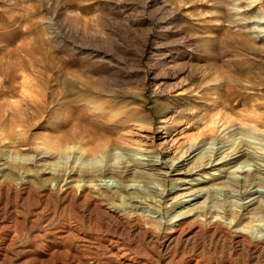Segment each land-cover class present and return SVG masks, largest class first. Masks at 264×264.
<instances>
[{"label":"rangeland","instance_id":"1","mask_svg":"<svg viewBox=\"0 0 264 264\" xmlns=\"http://www.w3.org/2000/svg\"><path fill=\"white\" fill-rule=\"evenodd\" d=\"M0 264H264V0H0Z\"/></svg>","mask_w":264,"mask_h":264},{"label":"bare ground","instance_id":"2","mask_svg":"<svg viewBox=\"0 0 264 264\" xmlns=\"http://www.w3.org/2000/svg\"><path fill=\"white\" fill-rule=\"evenodd\" d=\"M109 143L110 142H107V143H105L103 146H101L104 150H107L108 148H109ZM104 150H102V151H104ZM238 172H240V173H246V172H249V171H238ZM260 183V182H259ZM252 184V183H251ZM250 184V185H251ZM254 185V184H253ZM260 185V184H259ZM249 186V185H248ZM27 193V192H26ZM115 194H117V193H115ZM198 194H200L199 193V191H193V192H190V193H187V194H184V195H180L178 198V201L180 202H182L184 199H186V198H190V197H194V196H197ZM111 198H115L114 196H111V195H104L101 199H99V201H104V200H108V199H111ZM111 205V204H110ZM236 234H237V232H236ZM246 234V233H245ZM240 238L241 237H243V236H239ZM240 241V240H239ZM169 249V248H168ZM115 254V253H114ZM116 257H118L117 255H114V258H116ZM129 257V256H128ZM119 258V257H118ZM117 258V259H118ZM127 258V257H126ZM135 258V257H134ZM120 259H124V257L122 256V257H120ZM134 260V259H133ZM123 262V261H122ZM120 263V262H119Z\"/></svg>","mask_w":264,"mask_h":264}]
</instances>
